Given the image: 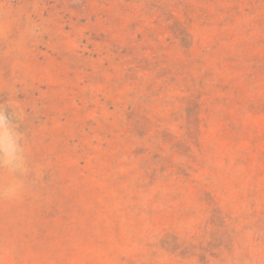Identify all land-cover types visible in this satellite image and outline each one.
Here are the masks:
<instances>
[{
	"label": "rangeland",
	"instance_id": "1",
	"mask_svg": "<svg viewBox=\"0 0 264 264\" xmlns=\"http://www.w3.org/2000/svg\"><path fill=\"white\" fill-rule=\"evenodd\" d=\"M0 104V264H264V0H0Z\"/></svg>",
	"mask_w": 264,
	"mask_h": 264
},
{
	"label": "clouds",
	"instance_id": "2",
	"mask_svg": "<svg viewBox=\"0 0 264 264\" xmlns=\"http://www.w3.org/2000/svg\"><path fill=\"white\" fill-rule=\"evenodd\" d=\"M0 170L11 177L7 184L0 186V196L15 198L22 179L30 172V164L20 117L7 104H0Z\"/></svg>",
	"mask_w": 264,
	"mask_h": 264
}]
</instances>
